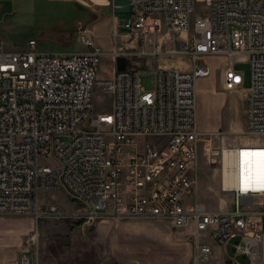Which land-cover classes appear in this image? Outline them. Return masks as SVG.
I'll use <instances>...</instances> for the list:
<instances>
[{
	"label": "built area",
	"instance_id": "obj_1",
	"mask_svg": "<svg viewBox=\"0 0 264 264\" xmlns=\"http://www.w3.org/2000/svg\"><path fill=\"white\" fill-rule=\"evenodd\" d=\"M128 6L113 32L107 80L98 78L106 54L90 36L81 35L86 51L62 54L41 51L36 40L9 51L0 33V218L61 220L66 214L58 205L38 202L39 192L58 190L89 225L145 219L186 230L194 264H208L214 244L234 248L248 264H264V0H130ZM121 58L127 67L119 72ZM210 58H225L230 91L244 89L236 64L252 68L248 138L222 150L224 134L198 126L197 84L212 76ZM144 75L153 76L150 89ZM98 90L111 98L110 111L96 110ZM202 150L222 170L228 154L230 186L223 191L234 195V210L213 212L199 202ZM250 152L259 153L258 170L244 181L239 162ZM36 236L25 245H35ZM14 264L36 263L25 251Z\"/></svg>",
	"mask_w": 264,
	"mask_h": 264
},
{
	"label": "rangeland",
	"instance_id": "obj_2",
	"mask_svg": "<svg viewBox=\"0 0 264 264\" xmlns=\"http://www.w3.org/2000/svg\"><path fill=\"white\" fill-rule=\"evenodd\" d=\"M95 2L99 3L101 0ZM42 6L44 3L37 0L34 15L19 11V5L18 10H14L12 14L0 15V33L7 50L24 51L29 41L36 38L42 21ZM202 7L203 3L198 1L199 12ZM94 9L101 11L103 8ZM126 15L111 13L110 25L114 28L119 19H123ZM89 17L88 11L70 7L53 11L49 21L57 22L72 30L77 26L78 20H88ZM109 29V25L101 22L97 24L94 35L90 34L95 45L106 54L99 69L100 80L111 79L113 75V64L109 53L116 45V38ZM120 33L121 39L125 31L120 30ZM85 50L86 47L80 42H76L72 49L73 52ZM178 61L176 60L177 63ZM206 62L213 67V74L197 84L199 114L203 120L210 119L216 125H221L217 132L224 134L225 143L220 146L222 150L235 140L245 141L248 138L245 134L246 91L243 89L230 91L222 87L225 60L214 58L207 59ZM186 63L189 61L186 60ZM184 66L182 67L185 68ZM235 69L243 73L244 89H249L252 77L251 65L240 63L236 64ZM152 81V75L142 76L143 86L147 89L151 88ZM94 105L97 111L108 112L111 110V98L98 90L94 94ZM210 161L211 155H206L202 150L198 200L213 212L234 210V195L223 191L222 167L211 165ZM38 202L39 206L58 205L66 216L61 220L43 217L39 221V232L36 230L27 238L37 233L39 235L35 245H26L34 256L36 264H194L192 237L186 230L175 229L167 222L104 218L89 225L85 220L75 216L79 210L78 205L73 203L65 192L58 190L39 192ZM247 243L249 242H242L243 245ZM214 246L215 254L208 264H244L237 262L236 257L240 254L232 258L230 252L225 251V247L219 248L216 244Z\"/></svg>",
	"mask_w": 264,
	"mask_h": 264
},
{
	"label": "crops",
	"instance_id": "obj_3",
	"mask_svg": "<svg viewBox=\"0 0 264 264\" xmlns=\"http://www.w3.org/2000/svg\"><path fill=\"white\" fill-rule=\"evenodd\" d=\"M44 3L42 6V21L40 22L39 29L37 31L36 40L40 50L49 53H62L70 54L75 53L72 51L74 44L82 43L81 35L90 36L94 35V30L97 24L104 22L110 26V32H114V28L110 25V15L114 13L113 0H101L97 3L94 0H41ZM37 0H0V15L8 13L12 14L14 10L25 12L29 15H34L36 10ZM70 7H76L86 10L90 13L88 20L80 19L78 24L72 30L64 25H59L57 22H50L49 18L53 11L59 9H68ZM95 7H102L101 11H96ZM111 12V13H110ZM116 15V14H115ZM91 34V35H90ZM93 37V36H92ZM91 37V38H92ZM86 51V50H85ZM84 52V51H83ZM214 59V58H210ZM225 60V58H220ZM213 69V67H212ZM200 80L198 83L205 81ZM221 85H224V71L222 76ZM246 91V89H243ZM209 91V90H208ZM198 107V100H197ZM198 126L202 132L217 133L220 124L216 125L212 120L200 118L198 107ZM233 127V126H232ZM257 158L258 154H252L251 157ZM43 204L42 206H44ZM39 232V224L36 225L34 218L32 217H12L4 216L0 218V264H14L20 254L25 251H29L26 247L27 238L34 232ZM38 235V233H37ZM39 237V235H38ZM219 248H223L220 247ZM225 251H229V248H225ZM232 256V251H229ZM233 258V256H232ZM234 261V259H233ZM220 263V261H219Z\"/></svg>",
	"mask_w": 264,
	"mask_h": 264
},
{
	"label": "bare ground",
	"instance_id": "obj_4",
	"mask_svg": "<svg viewBox=\"0 0 264 264\" xmlns=\"http://www.w3.org/2000/svg\"><path fill=\"white\" fill-rule=\"evenodd\" d=\"M259 154L256 152H250V153H243L242 157L239 162L240 167V173L242 174V178L244 181L245 179H249L252 175L257 173L258 166H257V158L251 157L252 154ZM230 165V158L228 154L225 155V165L222 171V183L225 189H227L230 186V174L228 167ZM36 240H38V236H36Z\"/></svg>",
	"mask_w": 264,
	"mask_h": 264
},
{
	"label": "water",
	"instance_id": "obj_5",
	"mask_svg": "<svg viewBox=\"0 0 264 264\" xmlns=\"http://www.w3.org/2000/svg\"><path fill=\"white\" fill-rule=\"evenodd\" d=\"M129 2L130 0H113V3L116 7V14H128L130 11L129 8ZM127 67V61L123 58L119 59L117 62V68L119 72H122L126 69ZM238 243V241H236ZM229 251H232V256L236 257L235 250L234 248L230 247ZM240 262L244 264H248V261L245 257L243 256H238L236 257Z\"/></svg>",
	"mask_w": 264,
	"mask_h": 264
}]
</instances>
